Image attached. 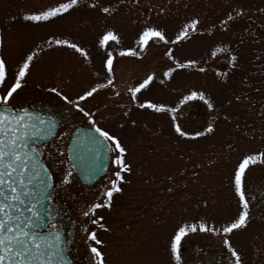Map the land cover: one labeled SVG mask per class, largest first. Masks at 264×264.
Instances as JSON below:
<instances>
[{
	"label": "rangeland",
	"instance_id": "1",
	"mask_svg": "<svg viewBox=\"0 0 264 264\" xmlns=\"http://www.w3.org/2000/svg\"><path fill=\"white\" fill-rule=\"evenodd\" d=\"M56 2L0 0V57L7 62L0 93L14 81L22 57L34 53L14 106L48 105L65 117L57 134L45 143L42 159L55 177L51 204L57 199L76 216V233L68 247L81 244L92 259L89 244L94 242L86 233L94 231L102 241L98 248L105 264H170L167 241L174 227L196 222L222 227L239 208L230 183L234 165L242 154L264 152V0H79L66 14L47 22L22 19L27 10ZM94 3L97 8L88 7ZM103 6L116 11L101 13ZM230 11L233 20L221 26L219 20ZM240 11L244 14L236 19ZM190 18L200 21L198 30L173 43ZM146 24L162 28L168 42L152 39L141 49L138 33ZM107 29L117 34L118 41L102 48L98 38ZM55 39L79 43L89 59L56 45ZM217 46L228 50L213 56ZM129 48L137 54L121 55ZM169 49L171 60L165 54ZM108 51L114 57L113 84L77 101L83 89L106 84L103 61ZM231 55L237 56L236 62L230 63ZM188 60L196 63L176 68L174 61ZM169 67L174 71L166 78L163 73ZM148 74H153V81L133 101L128 88ZM53 87L93 114L97 125L117 135L127 148L125 162L131 171L122 173V191L113 194L104 211L83 214L92 204L103 203V192L117 169L112 164L108 175L90 187L78 183L66 157V139L76 125H91L83 113L52 92ZM190 91L203 92L213 108L199 99L180 104ZM145 100L176 111L140 109L138 104ZM173 116L189 132H203L209 123L214 130L196 139L179 137L171 126ZM62 169L71 172L68 183L61 182ZM245 184L250 222L229 239L242 264H264V163L259 158L246 170ZM96 213L102 219L93 225ZM222 239V232L189 233L182 243L183 264H232Z\"/></svg>",
	"mask_w": 264,
	"mask_h": 264
},
{
	"label": "snow or ice",
	"instance_id": "2",
	"mask_svg": "<svg viewBox=\"0 0 264 264\" xmlns=\"http://www.w3.org/2000/svg\"><path fill=\"white\" fill-rule=\"evenodd\" d=\"M79 4V0H57L53 5L41 7L39 9L27 10L22 19L28 22H47L52 18H56L61 14H66ZM89 8H97V4H90ZM99 11L104 14H112L116 11L115 7L103 6L99 7ZM164 11L163 8L160 9ZM264 11V10H261ZM243 11L236 12L235 18L239 19L243 16ZM233 13L227 12L225 19L219 20L221 26H226V22L233 20ZM17 17H13L14 22ZM200 21L197 18H190L182 25L178 34L175 36L173 43L187 39L192 32L198 30ZM247 31V30H246ZM50 40L52 37L49 38ZM99 45L103 48L109 41H118L117 34L112 29H107L99 36ZM159 39L167 43L165 32L157 25L146 24L138 33V44L144 49L150 40ZM56 45L66 46L67 48L78 53L84 60H88L86 49L79 43L72 42L68 39H55ZM228 49L217 46L212 55L215 56L219 52ZM172 50L169 49L166 55L171 60ZM137 53L131 48L125 50L121 55H136ZM34 59V53H28L18 62V70L15 73L14 81L9 87L0 93V264H66L63 252L64 241L53 223L52 216L49 214L47 202L51 199V189L54 180V173L40 163L37 154V141L43 142L48 137L56 135L58 127L57 121L46 114L37 113L34 110L24 108L16 109L14 102L19 95L18 89L21 88V81L30 70V63ZM237 61L236 55L230 56V63ZM176 68L194 65V60H188L186 64L175 62ZM114 57L110 51L106 53L103 61V67L108 73L106 84L97 83L83 89L76 96L77 101H83L92 97L97 91L106 86H111L113 80L111 78L113 72ZM174 71L173 68H167L163 75L169 77ZM203 71V69H200ZM7 77V62L0 57V85H3ZM153 74H148L136 86L128 88L133 101L137 99V93L145 89L153 81ZM57 93L67 104L75 107L79 112L83 113L90 122L91 129L97 134L93 137V141L100 143L101 147L110 153H115L111 159V164L117 169L113 172L115 179L110 180V187L103 192V203H94L89 210L83 213L85 216L99 208L110 207L114 193L122 191L120 183L123 182V172H130V166L125 162V154L127 148L121 143L117 135L97 125L93 119V114L80 107L79 103H74L68 95L58 92L56 87L51 89ZM118 95V93H117ZM199 99L205 102L209 109L213 108V104L205 99L203 92L190 91L180 101L184 104L186 101ZM240 99L239 96L236 97ZM140 109H152L155 112L169 111L175 112L176 109H165L162 104L152 103L145 100L139 103ZM125 115H128L125 113ZM134 125L136 122L132 120ZM172 128L179 137L188 139H196L205 133H212L213 124L209 123L203 132H189L176 122L172 117ZM63 155V152H60ZM259 161L264 163V152H252L242 154L239 161L234 165L230 183L234 191V195L238 197V212L229 220L225 221L222 227H209L206 222L183 223L177 224L169 234L167 241V251L169 254L170 264H183L182 260V243L189 236V233L195 232H213L223 233L222 245L228 249L230 257L233 258L232 264H242L239 252L232 246L229 234L237 230L245 229L250 222L249 201L246 198V170L250 165H254ZM59 163V162H58ZM198 167V166H197ZM62 183H68L71 172L62 169ZM43 173V177H41ZM193 175H196L193 172ZM169 179H172L169 177ZM171 192L172 189L170 188ZM102 217L92 219L93 225L97 224ZM104 227L103 224L100 225ZM87 237L93 244H89V250L92 254L94 264H105L103 253L97 246L102 241L97 239L94 231H88Z\"/></svg>",
	"mask_w": 264,
	"mask_h": 264
},
{
	"label": "flooded vegetation",
	"instance_id": "3",
	"mask_svg": "<svg viewBox=\"0 0 264 264\" xmlns=\"http://www.w3.org/2000/svg\"><path fill=\"white\" fill-rule=\"evenodd\" d=\"M14 107L16 109L24 108L27 110H34L37 113L46 114L49 117L54 118L58 123V127L56 129V134L60 128V124L63 121V118H65L62 115V111L54 109L48 105L47 106H35V107L30 106V105H17ZM78 125H81V124H78ZM68 137L66 139V144L68 141ZM52 138H50L49 140H51ZM49 140H47L43 143L33 145L34 147H37V154L40 156L41 159H42V151H43L44 145ZM65 147H66V145H65ZM111 166H112V164H111V153H110L109 161H108V164L106 166L105 172L101 176H99V178L95 182H93L90 185H87V184L80 182L78 179H77V181L83 187H90V186L96 184L99 180L106 177L108 175L107 173L110 171ZM154 178L156 180L155 183H157V184L161 183L160 176L156 175V177H154ZM158 187H160V185ZM96 210L97 211H102V210L104 211V210H106V208L103 207V208H99ZM96 214H97V217H102L101 214H98V213H96ZM50 215L52 216L53 223L56 224L57 229L60 230L64 234V238H65L64 239V249H65L67 256L71 260L72 264H91L93 261V258L91 259V256H88V254L86 252L85 253L82 252L83 246H81V244H74V246L68 247L69 242H73V239H74L73 235H75V233H76V216H72L70 211L68 210L67 206L63 203H60L59 200H57V199L52 204L50 201Z\"/></svg>",
	"mask_w": 264,
	"mask_h": 264
},
{
	"label": "water",
	"instance_id": "4",
	"mask_svg": "<svg viewBox=\"0 0 264 264\" xmlns=\"http://www.w3.org/2000/svg\"><path fill=\"white\" fill-rule=\"evenodd\" d=\"M96 135L91 128L78 126L72 131L66 149L67 158L73 171L86 184L93 183L105 171L109 159V152L105 151L100 143L93 141V137ZM39 161L43 163L40 157ZM41 177H43V173H41ZM49 201L47 202L48 209ZM59 233L62 241H64L63 234L60 231ZM63 255L66 264H71L65 251Z\"/></svg>",
	"mask_w": 264,
	"mask_h": 264
}]
</instances>
